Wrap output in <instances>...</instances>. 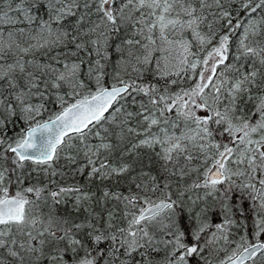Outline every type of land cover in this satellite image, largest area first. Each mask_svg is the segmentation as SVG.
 I'll return each instance as SVG.
<instances>
[{
	"label": "snow or ice",
	"instance_id": "snow-or-ice-1",
	"mask_svg": "<svg viewBox=\"0 0 264 264\" xmlns=\"http://www.w3.org/2000/svg\"><path fill=\"white\" fill-rule=\"evenodd\" d=\"M0 264H264V0H0Z\"/></svg>",
	"mask_w": 264,
	"mask_h": 264
}]
</instances>
